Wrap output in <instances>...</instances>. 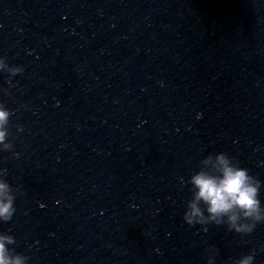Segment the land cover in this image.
<instances>
[{"label": "water", "instance_id": "water-1", "mask_svg": "<svg viewBox=\"0 0 264 264\" xmlns=\"http://www.w3.org/2000/svg\"><path fill=\"white\" fill-rule=\"evenodd\" d=\"M0 57L27 264H264V222L188 226L180 182L224 152L264 202V0H0Z\"/></svg>", "mask_w": 264, "mask_h": 264}, {"label": "clouds", "instance_id": "clouds-1", "mask_svg": "<svg viewBox=\"0 0 264 264\" xmlns=\"http://www.w3.org/2000/svg\"><path fill=\"white\" fill-rule=\"evenodd\" d=\"M22 71L21 67H9L0 57V72L16 75ZM10 115V111L0 103V147L3 149L9 147L6 139ZM180 182L187 184L191 193L182 215L188 226L199 225L201 231L207 232L208 225H223L228 231L248 234L256 224L264 222L261 180L224 152L207 154L200 161L199 170L186 180L181 178ZM15 211L11 186L0 173V223L9 221ZM14 243L11 235L0 232V264H27V256L8 247ZM206 264L214 262L206 260ZM232 264H254V255H243Z\"/></svg>", "mask_w": 264, "mask_h": 264}]
</instances>
